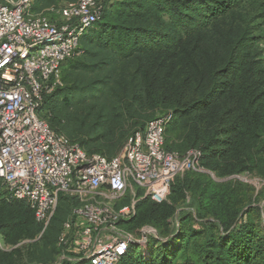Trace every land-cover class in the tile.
Here are the masks:
<instances>
[{"label":"trees","instance_id":"trees-1","mask_svg":"<svg viewBox=\"0 0 264 264\" xmlns=\"http://www.w3.org/2000/svg\"><path fill=\"white\" fill-rule=\"evenodd\" d=\"M125 1L123 8L116 11L108 9L105 0L100 1L101 17L87 31L101 24L104 30H111L112 36L109 40L102 38L106 42L99 44L108 45L117 39L119 48L115 49L116 52L127 58L139 59L134 84L122 96V101L132 96V101L136 100L141 109L149 104L152 108H166L163 113L172 111L174 118L176 115L165 130L164 146L167 150L184 155L191 149H199L202 152V168L211 170L220 178L252 172L256 164L264 160V70L247 48V37L241 36L236 43L229 40L225 46L201 32L208 20L218 19L237 2L245 0ZM51 6L60 5L50 4L41 12L56 18L47 11ZM188 40L190 43H187ZM186 46L188 50L183 51ZM141 51L148 52L145 61L139 57ZM76 57L65 64L75 63ZM219 61H222L220 67L217 66ZM65 64L61 73L62 84L46 96L41 111V116L59 132H62L61 129L54 123L57 115L53 101L64 84ZM120 83L123 89L128 90V83ZM104 84L108 83L102 79L90 85L82 83V86H75L72 92L91 91L96 94L102 91L101 85ZM113 91L112 88L106 89L105 96L112 97L109 98L110 105L106 104L105 108L109 110L106 115L116 110L120 116L124 108L121 101L115 102L120 94ZM134 107L130 104L127 109ZM148 121L141 123L126 141L136 130L144 128ZM178 133L184 135L186 142L182 149L175 148L166 139L167 134ZM80 145L89 153L114 157L89 151ZM204 177L195 170L177 177L171 184L168 200L158 203L149 197L143 199L138 203L135 215L122 221L128 223L134 220L135 225L151 224L156 227L159 238L179 233L171 240H157L161 247L157 245L152 250L159 248L156 261L160 258V264H171L179 253L196 244L203 264H264V232L256 228L252 217L255 207L249 208L250 202H247L251 188L234 179L217 183L209 178L204 181ZM189 193L191 197L187 202ZM64 196L73 212L80 204L79 200ZM182 203L194 207L198 216L194 217L183 209L178 213L184 226L180 229L179 225L172 227L170 218ZM245 215L247 220L243 219ZM41 229L42 224L24 201L11 200L0 204V233L5 242H20L21 239L36 236ZM184 233L187 235L174 249L173 244ZM74 235V241H70L66 252L80 256L82 252L78 243L81 238ZM165 245L167 248L163 247ZM132 246L123 258L124 264L131 261ZM16 252L0 248V264H18L16 258L23 254L22 247ZM182 257L184 264L193 259L189 254ZM144 258L136 264H148ZM152 260L149 264H156Z\"/></svg>","mask_w":264,"mask_h":264},{"label":"built area","instance_id":"built-area-1","mask_svg":"<svg viewBox=\"0 0 264 264\" xmlns=\"http://www.w3.org/2000/svg\"><path fill=\"white\" fill-rule=\"evenodd\" d=\"M36 0H0V204L26 201L46 229L62 194L76 197L79 249L89 264H118L131 238H104L136 213L135 204L118 207L128 188L146 190L161 203L175 177L202 171L199 149L186 154L165 148L172 111L136 130L120 154L89 153L41 116L45 98L62 84L63 65L79 53L80 43L97 22V0H76L33 13ZM115 203V204H114ZM71 221L65 229L72 228Z\"/></svg>","mask_w":264,"mask_h":264},{"label":"rangeland","instance_id":"rangeland-1","mask_svg":"<svg viewBox=\"0 0 264 264\" xmlns=\"http://www.w3.org/2000/svg\"><path fill=\"white\" fill-rule=\"evenodd\" d=\"M74 1L76 0L36 1L32 12L35 14L40 13L45 7L53 3L61 6ZM97 1L100 2L102 0ZM105 1L106 7L114 11L121 10L123 4L126 2L125 0ZM207 23L201 32L212 40H218V43L221 45L226 46L229 40H233L236 43L241 36L247 37V48L253 52V56L260 62L261 68L264 70V0L237 2L226 14L220 15L216 20H208ZM111 36V30H104L100 24L91 29L83 37L81 49L74 59L76 62L68 65L65 64L63 68L64 84L55 96L53 105L57 115L54 121L55 127L61 129L62 133L67 135L72 141L79 142L89 151H99L109 156H116L123 150L127 142L126 138L130 133L139 128L142 125L141 123L144 124L149 119L163 113L166 108L160 106L152 108L147 104L141 109L136 100L135 102L132 101V96L126 97V101H122V96L126 95L134 84L136 65L139 59H135L132 56L131 58H127L116 52L115 49L119 48L116 45L118 43L117 39L108 45L99 44V42H106L102 38L109 40ZM100 38L101 41H99ZM92 39H95V41ZM187 43H190V40ZM182 50L187 51L188 46ZM140 53L141 56L139 57L145 61L148 52L141 51ZM221 65L222 61H219L217 66L220 67ZM100 79L108 83L107 85H101L104 91L102 89V91H97L96 94H93L91 91L85 93L72 92L75 86H82V83L90 85ZM120 82L128 83V90L123 89ZM79 83L80 85H78ZM108 88H112L115 94H120L117 97V101H115L116 103L121 101V107L124 108L120 116L116 114V110L110 113V116L106 115V112L109 111L106 109V104L110 105L111 101L109 98L112 99L111 96H105V93H107L106 89L108 90ZM130 104H133L135 107L128 110L127 108ZM60 119L61 121H59ZM166 139L168 143H173L177 149L185 147L186 142L182 133L175 135L167 134ZM189 171L192 170L181 172L175 179L183 177ZM195 171L205 175L204 181L209 178L214 182L220 183L234 179L250 187L252 191L249 192V195L247 194V202H250L249 208L255 207L252 212L253 222L256 223V228L259 231L264 232V160L261 163H257L252 172H243L222 178L208 169ZM244 191L246 192L245 189ZM145 194L146 190L144 189L129 187L124 196L116 204L120 207L134 203L135 209H137L138 203L148 198ZM64 195L69 194H62L60 196L62 199L61 201L59 199L55 213L46 229L42 225L41 231L36 236L21 239L20 242L14 244L5 242L0 233V248L14 253L18 248L22 247L23 254L21 256L18 255L16 258L18 264H89L83 254L78 256L66 252L70 241H74V234L78 232L74 225L77 218ZM190 197L191 193H189L187 202L190 200ZM24 202L28 204L26 201ZM183 209H187L194 217L197 215L194 207L182 203L180 208L170 218L172 227L179 225L180 229L184 228L181 224L182 220L178 217V213ZM243 219L247 220L248 216L245 215ZM122 220L128 219H120L114 228L110 229L107 226H102L100 229L104 232V238L107 241L113 238H131L133 246L131 247V261L129 264H136L144 257L148 261V264L152 259L156 261V256L160 254V250L159 248L154 251L152 249L157 245L161 247V244H158L157 240H171L179 234L178 232L170 233L165 238H159L156 227L151 224L135 225L133 224L134 220L128 223ZM68 221H71L73 224L71 229H65V224ZM186 235L185 233L179 235L173 244L174 249L177 247V244L182 242ZM165 246L163 247L167 248V245ZM194 246H191L184 253H179L177 259L173 262L171 261V264H184L182 256L187 254L193 256V259L188 261L187 264H203L198 245ZM124 260L119 264H124ZM160 263L161 260L159 258L156 264Z\"/></svg>","mask_w":264,"mask_h":264}]
</instances>
